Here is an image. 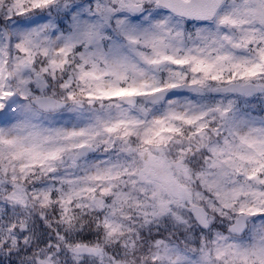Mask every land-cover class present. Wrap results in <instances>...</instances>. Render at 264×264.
Wrapping results in <instances>:
<instances>
[{
  "label": "clouds",
  "instance_id": "9594fccd",
  "mask_svg": "<svg viewBox=\"0 0 264 264\" xmlns=\"http://www.w3.org/2000/svg\"><path fill=\"white\" fill-rule=\"evenodd\" d=\"M230 3L225 0L224 10ZM12 5L0 0V92L14 93L0 110V124L13 135L42 133L45 147L59 154L24 170L25 161L5 156L0 162V234L7 236L12 226L24 233H13L17 247L11 255L0 249L2 264H240L237 249L264 242V213L246 211L258 206L250 193L264 194V171L250 177L251 167L237 170L225 150L238 143V125L264 124V90H230L244 81L233 79L227 62L208 74L193 71L191 63H141V79L155 77L162 90L113 97L108 93L127 87L131 76L119 84L109 75L81 79V71L91 67L81 59L83 48L60 65L65 57L56 54L62 42L54 33L66 31L69 19L63 28L57 20L45 34L54 42L51 48L44 43L29 49L21 34L46 19L23 23L35 14L17 17L12 8L9 15ZM204 26L183 22L181 55L204 47L198 38ZM208 27L216 31L214 24ZM226 33L238 36L239 29L221 28L220 35ZM110 35L106 52L115 41L123 55L139 61L134 46L118 33ZM256 47L224 51L251 58ZM251 83L264 85V75ZM69 244L102 254L77 256Z\"/></svg>",
  "mask_w": 264,
  "mask_h": 264
},
{
  "label": "snow or ice",
  "instance_id": "6c2138e0",
  "mask_svg": "<svg viewBox=\"0 0 264 264\" xmlns=\"http://www.w3.org/2000/svg\"><path fill=\"white\" fill-rule=\"evenodd\" d=\"M224 2L225 0H87L86 3H76L75 0H13L9 15H12V8H15L17 17L35 14L32 19L23 23L35 24L36 20L46 19L39 27L21 34L29 49L44 43L51 48L54 42L45 34L57 27V20L63 28V20L69 19L70 27L66 31L54 33L56 39L62 42V47L55 50L56 54L65 57V60L59 62L60 65L66 62L73 50L83 48L81 59L91 67L81 71V79L109 75L113 77L114 84H119L122 80H129L131 76L127 87H115L108 93L113 97L132 98L136 94L147 95L162 90L155 77L151 80L141 79L145 75L141 63L154 68L161 64L180 66L191 63L193 71L208 74L217 71L227 62L235 74L233 79L239 77L244 81L234 83L230 90L252 95L257 90H264V85L251 83L258 76L264 75V0H231L228 10H224ZM160 9L164 11V15L160 14ZM185 20H195L205 25L198 30V38L204 47L196 49V55H192L191 50H187L184 55L180 54L178 45L184 35L181 25ZM210 23L215 25V32L208 27ZM256 23L262 27L257 29L251 26ZM223 27L239 29V35H220ZM112 32L122 36L129 46H134L138 62L123 55L115 41L109 51L104 50L103 43L112 39ZM253 44L257 46L256 55L251 58L235 57L224 51L229 46L234 49H250ZM144 48L150 49L151 55L144 53ZM211 51L218 55L213 58L209 55ZM101 62L103 68L100 67ZM53 63L57 64L56 61ZM197 83L203 84L202 81H193V84ZM229 83L233 81L230 80ZM175 86V83L168 85ZM13 95L8 91L0 92V110L8 108L10 101L7 98ZM234 135L238 143L227 145L225 150L235 158L233 163L237 170L249 172L250 166L249 174L254 178L264 171V124L256 126L254 122H245L243 127H236ZM46 143L48 137L42 133L32 132L26 137L13 135L11 129L0 124V162L4 161L5 156L10 161L22 160L25 161L21 165L24 170L34 166L37 160L57 158L59 151L46 148ZM250 194L257 199L258 206H249L247 213H264V194ZM233 195L238 196L239 193ZM241 212L244 213L245 209L242 208ZM240 223L237 222L238 227ZM6 231L7 236L0 234V249H7V254L11 255L17 247L13 233H24L15 226ZM68 247L72 248V245L69 244ZM72 250L77 256L94 251L102 254L100 250L90 249L83 244ZM234 255L240 264H264V242L237 249ZM40 264H49V261L43 260Z\"/></svg>",
  "mask_w": 264,
  "mask_h": 264
}]
</instances>
